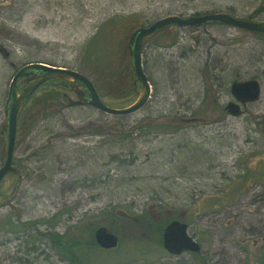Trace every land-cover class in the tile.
I'll return each mask as SVG.
<instances>
[{"label": "rangeland", "instance_id": "374dc122", "mask_svg": "<svg viewBox=\"0 0 264 264\" xmlns=\"http://www.w3.org/2000/svg\"><path fill=\"white\" fill-rule=\"evenodd\" d=\"M211 13L264 21V0H0V46L8 53L0 54V126L17 68L45 62L93 82L90 55L107 48L128 58L134 27ZM141 63L151 93L138 112L113 117L69 107L75 97L67 92L60 109L16 134V172L0 182V264H65L44 234L86 242L98 227L117 246L88 251L89 264H257L264 252V39L220 24L170 26L147 40ZM248 79L259 83L258 100L239 117L226 115L230 83ZM25 86L19 81L18 92ZM56 88L43 85L31 98ZM134 98L101 101L120 109ZM189 117L197 121H174ZM4 151L0 134V166ZM231 192L233 199L222 197ZM120 212L133 219H117ZM175 219L199 244L197 258L162 249L156 228ZM6 220L19 229L9 231Z\"/></svg>", "mask_w": 264, "mask_h": 264}, {"label": "water", "instance_id": "95a60500", "mask_svg": "<svg viewBox=\"0 0 264 264\" xmlns=\"http://www.w3.org/2000/svg\"><path fill=\"white\" fill-rule=\"evenodd\" d=\"M207 24H220L230 28L239 29L249 33L264 35V21H246L234 18L226 13H211L200 16L179 17L166 16L151 24L135 29L127 41V52L133 71V88L135 98L133 102L120 109L106 106L98 97L91 81L83 74L62 67H52L40 63H30L17 68L8 84L5 102L3 105V122L0 126V134L5 137V151L2 165L0 166V182L7 174H15L12 166L13 153L16 141L17 118L34 92L43 84L51 81L67 82L71 86V92L75 100H68L69 107L83 106L94 109L108 116L121 117L132 115L141 110L150 98V85L142 71L141 49L143 43L157 31L170 27H199ZM0 54L3 59L8 58V53L0 46ZM10 68L14 64L8 63ZM264 77V70H261ZM24 80L26 86L18 92L17 83ZM228 101L223 111L230 117H239L244 113L246 104L256 102L260 94V86L257 80H234L229 85ZM184 123H194L195 118L182 120ZM93 241L103 251L113 250L117 246V237L104 227H98L93 232ZM161 247L170 256H178L182 253L196 254L200 252L199 244L188 234V227L178 220L169 221L161 232Z\"/></svg>", "mask_w": 264, "mask_h": 264}, {"label": "trees", "instance_id": "16d2710c", "mask_svg": "<svg viewBox=\"0 0 264 264\" xmlns=\"http://www.w3.org/2000/svg\"><path fill=\"white\" fill-rule=\"evenodd\" d=\"M193 16H198V15H193ZM166 28H163L157 31L156 33L162 32ZM133 29L134 30L137 29V26L134 27ZM250 34H252L253 36L259 39H264V35L256 34V33H250ZM147 40L143 43V46L147 42ZM111 52H112V49L103 48L100 52L90 55L91 72H93L94 74V80L91 83L100 100H102V98H105L108 100L109 99L115 100V101L126 100L130 97L131 94H134L133 85L130 84V80L131 79L134 80L131 61H130L129 56L127 58L126 56H124V53L122 54L121 50H116L114 55H112ZM83 54H88L86 48ZM30 63H27V64H30ZM35 63L45 64V65L52 66V67H58L56 65L45 63V62L36 61ZM142 71L144 73V67H142ZM21 83L23 84V86L26 85V82L24 80H22ZM43 85L44 86L46 85L57 86L59 89L58 88L51 89V90H48L47 92L42 93L38 97L29 99V101L24 106V108L22 109V111L20 112L17 118L16 133L20 135H26L27 132L35 124H37L40 120L49 118V116L52 115L53 111L60 109V107H62V101L66 100V93L67 92L71 93V86L67 82L51 81ZM61 88H63L62 92H60ZM189 118H194V117H189ZM174 121L177 124L178 123L184 124V122L178 118H176V120ZM165 127H168V125H165ZM250 177L252 176H248V178L246 176V179L249 180ZM241 181L243 182V179ZM241 185L242 184H239L240 187ZM238 189L239 187L237 186L234 190L237 191ZM235 193L236 192H231L226 195L223 194L222 197L223 198L230 197L228 199L231 200L233 199L232 195L233 194L235 195ZM213 207L214 206H212V208ZM114 215H116V213L109 214V216H114ZM116 216H117L116 217L117 219L120 217V219L122 220L124 219L132 220L133 219L132 217H129L128 214L123 213V212H120ZM175 220H178V219H175ZM169 221H172V220H169ZM167 222L163 223L162 226H158V228H156V231L158 232L159 241H160V234L162 232V228ZM36 223L29 222L24 225L34 226ZM5 225L7 226V229L12 232H15L16 230L19 229V228H16L17 226H13L12 223L8 222L7 220L5 222ZM152 226H157V225H152ZM44 237L56 246L57 256L60 258L61 262H64L65 264H89L91 258L88 255L89 254L88 251L94 250L93 248L97 247L93 241V238H92L93 235H91L90 240L86 242H79L78 240L75 242L74 239H70V238L66 239V238H63L62 236H57L55 234H44ZM83 251H87L85 254L86 256H84V254L81 253ZM198 255L199 253L189 254V256L194 257V258H197ZM260 256L261 257L258 258L257 260V264H264V252H262Z\"/></svg>", "mask_w": 264, "mask_h": 264}]
</instances>
